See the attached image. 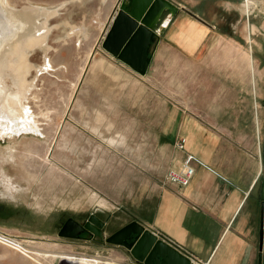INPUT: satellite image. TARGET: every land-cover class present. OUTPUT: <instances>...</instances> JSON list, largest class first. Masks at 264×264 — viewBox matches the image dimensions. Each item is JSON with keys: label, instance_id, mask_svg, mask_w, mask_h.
<instances>
[{"label": "rangeland", "instance_id": "374dc122", "mask_svg": "<svg viewBox=\"0 0 264 264\" xmlns=\"http://www.w3.org/2000/svg\"><path fill=\"white\" fill-rule=\"evenodd\" d=\"M114 1L8 0L32 29L4 44L0 85L15 96L20 89L40 116L42 134L0 139V232L17 244L0 242V264L121 258L122 247L63 229L98 214L110 219L109 236L144 220L176 162L178 126L187 115L233 130L237 144L264 145V7L258 1H233V7L214 1L200 9V19L194 2L176 0L193 12L178 15L168 32L180 34L185 16L208 35L191 60L176 43L161 46L145 76L103 47Z\"/></svg>", "mask_w": 264, "mask_h": 264}, {"label": "crops", "instance_id": "0c3cea01", "mask_svg": "<svg viewBox=\"0 0 264 264\" xmlns=\"http://www.w3.org/2000/svg\"><path fill=\"white\" fill-rule=\"evenodd\" d=\"M167 1L175 5L178 12L172 15L165 10L157 24V30L147 47V70L138 72L130 67L142 76L148 75L156 64L157 51L161 46L176 43L184 49L186 58L191 60L208 35L204 27L185 17L189 16L187 13L193 12L188 9V5L176 0ZM214 1L226 2L232 7L233 1L245 2L191 0L198 10L193 12V16L200 19L204 17L200 9ZM254 1L255 4L252 5H256L258 1V5L264 7V1ZM122 2L125 0H116L112 4V8H116L113 17ZM181 13L186 15L181 18L183 23L180 34L168 32ZM250 55L252 56L249 52V65L255 80V68L250 62ZM258 119L257 116L260 137ZM210 120L202 116L197 118L187 115L180 121L174 144L177 151L176 162L165 174V181L154 204L146 207L143 212L144 220L130 222H139L155 236L158 235L159 239L188 257L192 264H259L261 254L264 264V244L262 251L260 250L261 227L264 225V145L237 144L230 139L233 137V130L219 129L204 123ZM168 139L174 140L172 136ZM181 140L186 141L184 150L176 147V143ZM187 156L194 157L193 165L196 169L189 184L183 187L167 181L168 173L180 171ZM121 251L123 255L119 259L137 262L126 248L122 247Z\"/></svg>", "mask_w": 264, "mask_h": 264}, {"label": "water", "instance_id": "95a60500", "mask_svg": "<svg viewBox=\"0 0 264 264\" xmlns=\"http://www.w3.org/2000/svg\"><path fill=\"white\" fill-rule=\"evenodd\" d=\"M165 10H168L172 15L178 12V8L167 0H131L129 3H122L104 41V49L135 71L145 72L149 65L146 60L147 47ZM104 226L105 222L92 214L84 226L70 220L63 231L65 233L70 227H76L69 236L72 237L79 231L85 230L92 232L95 236L102 237L101 229ZM65 235L67 234L65 233ZM106 243L126 248L134 259L143 264H192L188 257L159 239L137 221L121 228L107 238ZM263 244L264 225L262 224L261 251ZM262 260L261 254L259 264H262Z\"/></svg>", "mask_w": 264, "mask_h": 264}, {"label": "bare ground", "instance_id": "6f19581e", "mask_svg": "<svg viewBox=\"0 0 264 264\" xmlns=\"http://www.w3.org/2000/svg\"><path fill=\"white\" fill-rule=\"evenodd\" d=\"M26 24H28L27 21L20 19L16 11L8 5V0H0V55L4 44L15 41L20 31L26 29L27 32L32 29L31 26L26 27ZM49 66L48 61L47 67ZM34 83L27 92L25 91L26 95L31 92ZM21 93L19 89L18 96L11 95L8 87L0 85V139L2 142L22 136L34 139L41 137L40 116L34 112L26 97L21 98ZM75 228L70 227L66 233L72 234Z\"/></svg>", "mask_w": 264, "mask_h": 264}, {"label": "built area", "instance_id": "2783aa9c", "mask_svg": "<svg viewBox=\"0 0 264 264\" xmlns=\"http://www.w3.org/2000/svg\"><path fill=\"white\" fill-rule=\"evenodd\" d=\"M185 140L178 141L176 143V147L179 150H184L185 148ZM194 157L193 156H187L185 161L183 162L182 168L180 171H170L167 175V181L171 183H175L179 186H187L192 179V177L195 175L196 169L193 165L194 163ZM158 236V235H157ZM0 242H3L7 245H17L15 244L16 241L6 235L0 232ZM81 259V258H79ZM83 261H85L83 264H140V262L133 261L131 259H116L107 256V255H95L93 257H86L82 258Z\"/></svg>", "mask_w": 264, "mask_h": 264}, {"label": "flooded vegetation", "instance_id": "af4514ba", "mask_svg": "<svg viewBox=\"0 0 264 264\" xmlns=\"http://www.w3.org/2000/svg\"><path fill=\"white\" fill-rule=\"evenodd\" d=\"M91 215V214H90ZM90 215L84 220L83 222V225H85L88 221H89V218H90ZM96 217H98L101 221L105 222V226L101 229V232H102V237H98V236H95L92 232L90 231H87V234L88 236L93 239L94 241H101V242H106V239L110 236H112L113 234H115L117 231H119L121 228H123L125 225H123L122 227L120 228H117L116 230L114 231H111L109 236H105V233H106V229H107V226L109 225V220L110 219H103L100 215L98 214H95ZM131 223V222H129ZM128 223V224H129ZM127 225V224H126ZM106 228V229H105ZM131 242V241H130Z\"/></svg>", "mask_w": 264, "mask_h": 264}]
</instances>
